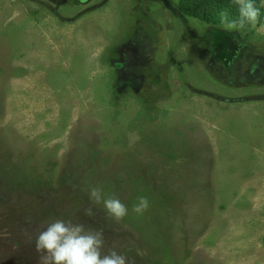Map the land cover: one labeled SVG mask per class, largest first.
I'll use <instances>...</instances> for the list:
<instances>
[{"label": "rangeland", "instance_id": "rangeland-1", "mask_svg": "<svg viewBox=\"0 0 264 264\" xmlns=\"http://www.w3.org/2000/svg\"><path fill=\"white\" fill-rule=\"evenodd\" d=\"M181 3L0 0V264L53 219L130 264H264V25L221 26L228 62ZM92 186L129 214L84 215Z\"/></svg>", "mask_w": 264, "mask_h": 264}, {"label": "clouds", "instance_id": "clouds-1", "mask_svg": "<svg viewBox=\"0 0 264 264\" xmlns=\"http://www.w3.org/2000/svg\"><path fill=\"white\" fill-rule=\"evenodd\" d=\"M239 6V19H227L222 15L226 29H239L247 22L255 25L260 9L254 0H235ZM91 207L84 209V215H95L94 207L102 206L108 216L116 221L123 220L129 214L128 205L119 198L106 196L99 186H92L87 191ZM149 199L138 196L131 211L143 215L149 208ZM105 238L102 229H92L80 222L53 219L35 237V251L38 264H130L129 257L111 249L104 252Z\"/></svg>", "mask_w": 264, "mask_h": 264}, {"label": "trees", "instance_id": "trees-1", "mask_svg": "<svg viewBox=\"0 0 264 264\" xmlns=\"http://www.w3.org/2000/svg\"><path fill=\"white\" fill-rule=\"evenodd\" d=\"M261 1L254 0L256 7L260 9V16L256 23L264 25V6L261 4ZM179 10L183 14L195 17L216 27L212 29L211 33L202 37V39L213 37L211 45L216 56L228 61L224 59L223 54L219 55V51L222 48L227 49V46L230 48L236 47V44L233 42L236 38L233 34L221 28V26H225L222 22V15H226L229 21L239 19V6L235 0H182ZM251 25L247 22L244 24L245 27ZM221 38L224 39L222 42H219Z\"/></svg>", "mask_w": 264, "mask_h": 264}]
</instances>
